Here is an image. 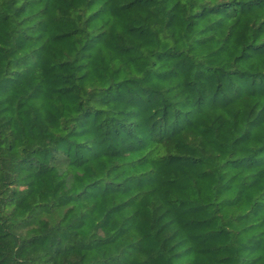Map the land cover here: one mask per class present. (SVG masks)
Masks as SVG:
<instances>
[{"label":"trees","instance_id":"obj_1","mask_svg":"<svg viewBox=\"0 0 264 264\" xmlns=\"http://www.w3.org/2000/svg\"><path fill=\"white\" fill-rule=\"evenodd\" d=\"M0 264H264V0H0Z\"/></svg>","mask_w":264,"mask_h":264}]
</instances>
